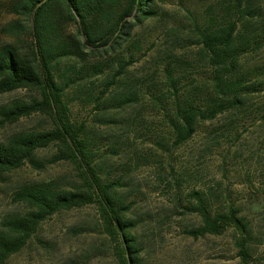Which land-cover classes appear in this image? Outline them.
<instances>
[{
  "label": "rangeland",
  "instance_id": "rangeland-1",
  "mask_svg": "<svg viewBox=\"0 0 264 264\" xmlns=\"http://www.w3.org/2000/svg\"><path fill=\"white\" fill-rule=\"evenodd\" d=\"M11 1L0 0V47L24 49L29 21L10 8ZM248 3L239 10L236 0H155L154 17L135 26L116 52L72 51L54 64L90 161L105 182L119 181L115 195L130 205L125 217L142 264H264V0ZM15 19L26 26L21 33L5 29ZM231 23L238 26L234 56L215 66L202 37ZM76 28L63 21V39L81 38ZM124 62L129 65L110 84ZM219 76L230 94L221 93ZM39 98L26 88L0 94V112ZM186 103L217 114L199 121L179 144L177 109ZM53 128L49 116L34 113L0 126V142ZM28 186L75 189L83 181L78 164L61 158L58 145L37 150L0 179V229L4 218L30 210L17 200ZM199 190L214 213L238 209L247 231L230 226L218 235L199 234L204 222L192 195ZM118 250V237L98 203H91L48 217L5 264H121Z\"/></svg>",
  "mask_w": 264,
  "mask_h": 264
},
{
  "label": "trees",
  "instance_id": "trees-1",
  "mask_svg": "<svg viewBox=\"0 0 264 264\" xmlns=\"http://www.w3.org/2000/svg\"><path fill=\"white\" fill-rule=\"evenodd\" d=\"M249 1L251 0H236V6L241 10L244 3ZM154 3L155 0L11 1L10 8L29 21L31 40L24 49L15 44L0 47V94L26 88L38 92L41 98L3 108L0 112V126L41 113L52 119L54 128L15 135L0 142V179L4 173L25 165L37 150L56 144L61 158L78 164L83 188H22L17 193V200L25 203L30 210L24 215L4 218L3 228L0 229V264H5L20 252L48 217L62 210L91 203H98L108 230L119 239L118 256L121 264H142L140 248L130 232L133 224L125 217L130 205L119 203L115 195L119 181L105 182L90 161L89 148L81 138L82 130L76 128L69 118L67 105L63 101L66 86L59 84L54 64L72 51L80 53L89 49L94 56L116 52L130 39L135 26L154 17ZM65 20L77 24V33L81 38H75V42L69 43L63 39L61 23ZM25 27L21 20L15 19L5 29L17 34L24 31ZM237 29V23H231L224 32L214 30L203 35L202 42L215 66L222 67L230 56H234L231 47ZM233 61L231 65H234ZM127 65L129 63L124 62L119 66L112 75L110 84L115 83ZM218 71L222 74L221 69ZM222 80L223 76H219L218 88L222 89L221 93L228 95L230 87H226ZM227 99H231L230 96ZM216 114L217 110L205 109L193 103L180 105L175 125L177 143L188 141L196 132L199 121L210 119ZM192 195L199 201L195 210L204 222L198 230L199 234L218 235L230 226H235L242 233L247 231L245 220L239 216L238 209L231 207L228 213H214L207 206L203 191H195ZM240 247L241 254L246 259L248 252L244 244Z\"/></svg>",
  "mask_w": 264,
  "mask_h": 264
}]
</instances>
